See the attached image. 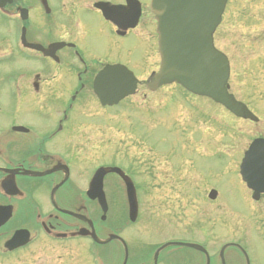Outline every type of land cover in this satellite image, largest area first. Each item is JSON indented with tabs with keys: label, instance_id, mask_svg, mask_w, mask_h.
I'll use <instances>...</instances> for the list:
<instances>
[{
	"label": "rangeland",
	"instance_id": "374dc122",
	"mask_svg": "<svg viewBox=\"0 0 264 264\" xmlns=\"http://www.w3.org/2000/svg\"><path fill=\"white\" fill-rule=\"evenodd\" d=\"M15 1L36 13L32 1ZM9 19L4 22L0 18V127L6 115L24 116L15 106L16 100L10 98L18 90L12 87L8 72L11 75L18 64L27 70L32 66H26L31 62L28 60H36L34 54L20 46L21 27L28 29L31 42L39 41L41 35L54 34L51 25L42 23L39 17L32 16L23 24L17 18L12 20L14 16ZM150 20L155 28L150 14L142 20L138 34L151 31L146 24ZM66 24H57L56 34L62 39L67 38ZM70 26L76 39L84 32L81 25ZM104 32L99 39L106 48L108 62L123 63L126 59L141 81L158 70L160 59L154 38L153 50L143 51L146 57L139 56L140 50L132 41H118V45L135 48L134 54L127 57L108 49L114 36L107 34L106 26ZM215 44L230 61V93L247 105L259 119L257 123L237 119L223 107L203 97L195 98L176 85L155 93L141 85L136 95L111 109L102 108L89 90L86 102L77 105L75 111L79 113L74 115L71 127L80 161L73 167L74 175L86 177L102 164L119 165L131 175L139 198V217L132 227L135 231L127 237L131 249L146 241L156 246L174 239L206 243L216 256L223 244L239 242L248 250L252 264H264V197L253 202L251 191L239 175L249 144L264 137V0H229ZM32 69L40 73L39 67ZM42 73L49 76V72ZM57 74L60 78L61 71L57 70ZM41 95L46 97L45 90ZM33 106L45 110L49 104ZM34 107L30 104L27 110L36 112ZM82 158L91 162L84 163ZM211 189L218 192L214 201L208 198ZM121 203L124 206L123 198ZM107 222L105 238L116 229L108 227ZM125 222L129 223V218ZM172 254L199 259L195 251L187 248L166 249L163 257ZM232 254L227 252V258ZM122 262L119 259V264Z\"/></svg>",
	"mask_w": 264,
	"mask_h": 264
},
{
	"label": "flooded vegetation",
	"instance_id": "af4514ba",
	"mask_svg": "<svg viewBox=\"0 0 264 264\" xmlns=\"http://www.w3.org/2000/svg\"><path fill=\"white\" fill-rule=\"evenodd\" d=\"M31 1L35 3V14L21 5H16L15 14L19 15L20 7L27 8L28 20L32 16L39 17L42 23L51 25L54 34L51 32V37L41 35V39L35 42L27 39L45 49L51 46L49 56L26 49L34 54L36 60L33 61L38 63L28 60L31 62L26 66L32 65L29 69L18 64L16 71L7 74L11 76L12 87L18 90L10 98L16 100L15 106L21 109L24 116L20 113L6 115L0 127L1 264H119V259L126 253L122 242L115 239L100 245L97 241L105 239L103 233L106 231L102 224L105 225L107 221L110 223L108 227H115L116 235L127 244L129 256L126 264H202L201 260L205 264H218L217 257L211 254L206 243L198 244L205 248L207 256L199 249H192L198 254V260L179 254L163 257L164 249L159 252L156 261L155 255L161 244L154 246L148 241L140 244L137 249H131L127 237L135 231L132 227L136 223L125 222L129 216V204L123 179L115 174L105 176L103 192L106 212L99 198L93 199L89 195L98 168L122 167L102 164L86 177L74 175L73 167L80 162L77 150L74 149V133L71 130L74 115L79 113L75 111L77 105L86 102V93H91L89 90L94 94V81L106 66L120 64L130 70L129 66L132 67L126 59L123 63L108 62L106 48L99 38L106 33V26L107 34L114 36L111 44H108L109 50L130 57L135 48L117 44L118 41L130 40L140 50L139 56L146 57L143 51L150 52L154 48V25L151 20L146 22L151 31L145 34H138L137 30L142 20L151 14V0H26V3L31 4ZM104 3L107 4L104 8L108 12L114 6L123 7L120 11L122 17L119 15L114 20H108L102 9ZM136 8H140L139 24L135 28L127 27L134 20L127 14L137 13ZM10 11L9 6L2 10L5 14L4 22L8 21ZM58 23H67V38L57 36ZM70 24L81 25L84 32H81L79 38L72 36ZM95 45H99V48ZM34 67H39L40 73H35L32 69ZM137 67L142 68L140 64ZM57 70L61 71L60 78ZM42 72H49V76ZM57 86H60V91H57ZM44 90L46 97L41 95ZM95 99L98 101L96 96ZM34 103L49 106L42 110L34 107ZM30 104L36 112L27 110ZM124 173L131 178L127 171ZM121 198L124 199V206ZM103 215L105 219H102ZM225 244L218 255L220 264H248V259L252 264L250 254L242 244L244 250L239 245L230 247L234 248L232 256L224 258L222 262ZM104 248L109 249V254L104 253Z\"/></svg>",
	"mask_w": 264,
	"mask_h": 264
},
{
	"label": "water",
	"instance_id": "95a60500",
	"mask_svg": "<svg viewBox=\"0 0 264 264\" xmlns=\"http://www.w3.org/2000/svg\"><path fill=\"white\" fill-rule=\"evenodd\" d=\"M227 2L228 0H152L151 10L158 22L161 67L150 79L148 87L157 90L163 85L177 83L195 95L208 97L221 104L236 117L257 121L244 104L229 94V61L213 45V34L222 21ZM0 3L4 6L12 1L0 0ZM122 10L123 7H114L106 17L114 20ZM22 17L27 19L25 11L22 12ZM130 17L134 20L126 26L135 27L139 10ZM22 41L26 47L43 51L45 54H49L51 49L44 50L38 45L25 44V30ZM137 83L127 68L121 65L107 66L96 77L94 92L103 106H113L133 95ZM107 173H117L124 179L130 202V220L135 221V188L121 170H99L93 180L97 187L92 192L93 197L95 191L101 190L102 178ZM240 174L253 192V199L259 200L264 194V139H256L250 145L242 160ZM216 196L217 192L214 190L209 194L210 199H215Z\"/></svg>",
	"mask_w": 264,
	"mask_h": 264
}]
</instances>
